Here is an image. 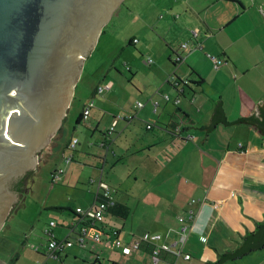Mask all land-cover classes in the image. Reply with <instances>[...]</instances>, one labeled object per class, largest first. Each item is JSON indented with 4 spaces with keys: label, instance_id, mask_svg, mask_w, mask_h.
Returning a JSON list of instances; mask_svg holds the SVG:
<instances>
[{
    "label": "crops",
    "instance_id": "0c3cea01",
    "mask_svg": "<svg viewBox=\"0 0 264 264\" xmlns=\"http://www.w3.org/2000/svg\"><path fill=\"white\" fill-rule=\"evenodd\" d=\"M207 1L169 0V5L147 7L134 14L135 32L127 43L136 49L121 47L126 56L122 65L130 76L125 77L115 66L116 57L110 67L119 77L103 76L98 83L110 81L112 88L101 94L94 93L98 83L93 86L90 96L96 100L88 116L91 120L77 122L89 127L96 122L93 132L103 135L99 146L105 149L101 153L104 163L108 151L112 159L122 162L116 141L131 143L129 156L138 160L134 164L138 174L133 178L140 184L137 192L108 184L114 199L129 206V214L119 218L105 212L101 223H94L87 212L99 184L107 183L101 174L99 179L84 183L81 175L73 176L69 168L61 179L86 186L50 207L62 212L71 202L66 209L75 213L60 214L61 220L49 215L41 225L40 237L31 244L34 253L22 252L27 259L21 264H151V251L163 245L169 249L160 250L159 264H218L220 253L237 247L264 221V132L251 121L229 125L215 120L207 132L192 129L210 125L220 94L227 122L249 117L258 99L264 101V36L261 41L254 36L256 24L234 25L248 10L223 6L236 0H214L209 9H198ZM249 17L251 13L246 21ZM133 37L138 38L136 43L131 41ZM183 42H188V47H180ZM175 52H180L183 60L175 62ZM209 55L224 63L215 68ZM198 77L202 80L196 84ZM105 118L108 127L103 132L98 127ZM94 137L96 142L98 135ZM51 220L54 226H49ZM84 225L89 236L94 234V226L102 229L100 240L85 237L81 243L78 233ZM46 227L53 238L72 243L55 258L48 255ZM112 231L123 245L144 233L161 236L124 254L114 245ZM31 235L23 233L25 241ZM41 236L46 238L44 243ZM179 250L181 254L176 255ZM257 252H264V246L219 264H257L258 257L263 259ZM185 253L190 255L188 259ZM0 264L9 263L0 259Z\"/></svg>",
    "mask_w": 264,
    "mask_h": 264
},
{
    "label": "water",
    "instance_id": "95a60500",
    "mask_svg": "<svg viewBox=\"0 0 264 264\" xmlns=\"http://www.w3.org/2000/svg\"><path fill=\"white\" fill-rule=\"evenodd\" d=\"M123 1L0 0V230L22 175L65 117L84 59ZM216 103L210 125L192 129L207 132L215 120L229 125L247 120L264 132V101L258 99L249 117L233 122L224 119L221 94ZM259 226L217 263L261 244L264 222Z\"/></svg>",
    "mask_w": 264,
    "mask_h": 264
},
{
    "label": "rangeland",
    "instance_id": "374dc122",
    "mask_svg": "<svg viewBox=\"0 0 264 264\" xmlns=\"http://www.w3.org/2000/svg\"><path fill=\"white\" fill-rule=\"evenodd\" d=\"M168 2L169 0H124L115 10L108 23L103 27L104 32L100 34L94 48L84 59L82 72L75 86L73 99L63 121V127L66 131L65 135L58 140L57 144L54 143L53 147L50 146L47 149L49 152L52 150L50 157L38 164V169L27 183L22 200L11 212L10 217L0 230V259L5 263L15 264L19 262L21 264L25 261V258L27 259V254L23 255L22 252L34 253L31 244L33 239L36 240L37 237H40L41 225L49 215L57 220H61L60 214L71 213L66 209L67 204H71V202L65 205V211L62 212L50 207L53 202H61L69 198L70 194L73 195L76 192L75 189L86 186L71 185L64 181V175L69 168H71L73 176L77 174L81 175L84 183H90L92 180L90 178L99 179V175L101 174L103 180L107 185H111L112 188L113 186L117 187L115 184H118L135 193L137 192V187L140 184H138L139 181L133 182V178L138 174L134 169V164H137L138 160L129 156L132 149L131 143L124 142L122 139L116 141L115 150L123 157L122 162L117 161V158L112 159L111 152L108 151V161L104 163L101 153L104 154L105 149L99 146L100 137L103 138V135L102 133L95 134L93 132L96 122L92 127H89L84 123L78 125L77 120L83 103L91 98L90 93L93 86L107 74L109 76H118L115 73V69L110 67L116 57L115 66L122 71L125 77L130 76L129 72L122 65L123 58H126V56L121 47L136 49L135 46H130L127 43L128 39L135 32L136 24L132 21L133 15L147 10V7H159L162 4L169 5ZM213 3L214 0H208L205 3L201 2L198 5V9H202V11L207 10L211 5L213 6ZM175 4H178V1ZM223 6L239 10L243 8L248 9L247 14L234 21V25L243 22H247V24L253 26L256 24V29L253 28V33L261 41L264 36V17L258 6L264 9V0H236L235 2H225ZM249 13H251V17L246 21ZM261 30L263 34L260 32ZM133 38L138 40L137 37ZM103 81L105 80L103 79ZM93 100H96V97ZM90 120L91 117H89L88 121ZM107 127L108 119L105 118L99 123L98 128L105 132ZM95 135H98L96 142ZM73 139L78 141V144H75L73 150H70L64 144L67 142L70 144ZM96 149H99V153H95ZM69 154H72L74 159L66 163L64 157H67ZM60 169L63 170L61 176L63 175L64 178L61 179L60 177L58 183H52L51 174L54 170ZM68 178L71 177L69 176ZM116 194L118 197H122L120 193ZM39 215L42 216L39 217ZM23 233L32 235L30 239L25 241ZM41 239L43 243L46 240L44 236H41ZM34 244L38 245V243ZM257 253L263 254V259L257 258V264H264V252ZM228 263L233 264V262Z\"/></svg>",
    "mask_w": 264,
    "mask_h": 264
},
{
    "label": "built area",
    "instance_id": "2783aa9c",
    "mask_svg": "<svg viewBox=\"0 0 264 264\" xmlns=\"http://www.w3.org/2000/svg\"><path fill=\"white\" fill-rule=\"evenodd\" d=\"M131 41L133 43H136L138 40L136 38H133ZM180 47L186 48V47H188V43L183 42L180 44ZM209 57L212 60L213 66L215 68L219 67L220 65H222L224 63L223 59L218 57V56L209 55ZM173 58H174L175 62H180L181 60H183V55L180 52H175ZM148 61H152V59L149 58ZM126 68L128 69V67H126ZM184 82L187 84V81H184ZM111 88H112V82L103 81V82H100L96 85L94 92H95V94H101L104 91L109 90ZM93 98L94 97L92 96L91 98L87 99V101L85 102V105L83 106V109H82V118L83 119L88 118L91 109L94 107ZM137 105L141 106V103H138ZM114 123L110 127V130H112L114 128ZM75 144H76V140L74 139L69 144L68 149L72 150L74 148ZM71 160H72V154H69L67 157H64V161L66 163H69ZM62 173H63V170H61V169L55 170L54 173L52 174V181L58 182ZM114 201H115V199L112 195L110 187L108 185H106L105 183H100L99 184V191L97 192L96 197H95V202H94L93 206L87 212V215L92 218V221H94V223H101L108 205H111L112 203H114ZM77 211H80V208H77ZM183 220H184V217L180 216L179 221L182 222ZM54 225H55V221L51 220L49 222V226H54ZM81 229H82L81 232L78 233L79 234V240L81 241V243L83 242V239L85 237H88L90 241L97 242L100 240L101 235H103L102 229H99L97 226H94L93 229L95 232L92 236L88 235V229H87L86 225H84L83 228H81ZM181 229L184 230V227H182ZM44 234L47 238L48 255L51 257L55 258L59 251H62L66 246H70L72 244L70 241L58 240V239L53 238L52 232L48 227H46L44 229ZM110 235H112V237L114 238V245L116 247H118L124 254H129L132 251L137 250L139 248V245L141 242H153V241L159 239L161 236L158 233H155V234L144 233L141 237L133 239L128 244L123 245L119 241V239L116 237V235H117L116 231H112ZM161 249H169V247L167 245H163L161 247H155L150 253L151 264H159L158 254H159ZM174 253L176 255H180L181 251L179 250V251H176ZM184 257L186 259H188L190 257V255L188 253H185Z\"/></svg>",
    "mask_w": 264,
    "mask_h": 264
},
{
    "label": "flooded vegetation",
    "instance_id": "af4514ba",
    "mask_svg": "<svg viewBox=\"0 0 264 264\" xmlns=\"http://www.w3.org/2000/svg\"><path fill=\"white\" fill-rule=\"evenodd\" d=\"M64 118L62 119V122H61L60 126L58 127V129L56 130V132L51 137L49 143L46 146L42 147L39 151H37L35 165L32 166V167H30L22 175V178L21 179L23 181V185L17 187V196H16V198L14 200H12L10 202V209L8 211L6 220L10 217L11 212L19 205L20 201L22 200V196L24 194V191L26 190L27 183L29 182V179L30 180L32 179L33 173L38 169V164L41 163V162H43V161H45V160H47L48 153H49V151L47 149L50 146L53 147L54 143H56L57 140L61 139L65 135L66 131H65L64 127H63Z\"/></svg>",
    "mask_w": 264,
    "mask_h": 264
},
{
    "label": "trees",
    "instance_id": "16d2710c",
    "mask_svg": "<svg viewBox=\"0 0 264 264\" xmlns=\"http://www.w3.org/2000/svg\"><path fill=\"white\" fill-rule=\"evenodd\" d=\"M104 32V31H103ZM199 79H198V81L196 82V84H198V83H201V78L200 77H198ZM96 87V86H95ZM95 93V92H94ZM90 97H92V96H90ZM87 101V100H86ZM85 101V102H86ZM84 105H85V103H84ZM83 105V106H84ZM83 109V108H82ZM80 120H82V111H81V114L79 115V117H78V120H77V122L78 123H80ZM247 120H243V121H241V122H246ZM68 147H69V144H68ZM67 147V148H68ZM73 150V149H72ZM54 173V172H53ZM52 173V174H53ZM52 174H51V179H52ZM52 183H58V182H53L52 181ZM71 213H75L73 210H71V209H68ZM129 211H130V208H129V206H127L126 204H123V203H121V202H119V201H114V203H112L111 205H108V207H107V209H106V211L105 212H107V213H111V214H113V215H115V216H117V217H119V218H124V217H126L128 214H129ZM261 222H264V221H261ZM260 229V226H259V223H257V225H256V228H255V230L254 231H252V232H255V231H257V230H259ZM248 234V233H247ZM247 234L242 238V240H241V242L238 244V246L237 247H235L234 249H230V251H235L238 247H239V245L243 242V240L246 238V236H247ZM264 246V241L261 243V244H259L258 246H255V247H249V248H247L245 251H243L242 253H240V254H238V255H235V256H233V257H226V258H224L223 260H222V262H225V261H228V260H237V259H239V258H241V257H243V256H246L247 254H249V253H251V252H253V251H256V250H259V249H261L262 247ZM227 251V250H226ZM226 251H224V252H222V253H225ZM222 253H220V254H222ZM219 254V255H220ZM218 260H219V256H218V259H217V262H218ZM222 262H220V263H222Z\"/></svg>",
    "mask_w": 264,
    "mask_h": 264
}]
</instances>
